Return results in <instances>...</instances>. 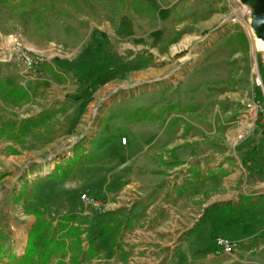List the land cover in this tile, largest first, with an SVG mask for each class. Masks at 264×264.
Returning <instances> with one entry per match:
<instances>
[{"label":"rangeland","instance_id":"374dc122","mask_svg":"<svg viewBox=\"0 0 264 264\" xmlns=\"http://www.w3.org/2000/svg\"><path fill=\"white\" fill-rule=\"evenodd\" d=\"M158 3L164 8L159 17L163 43L159 50H155L148 44L149 41L139 43L136 37H90L88 32L75 37L70 28H66L67 25L78 24L88 29L91 22L98 21L102 15H115L116 11L112 9L123 8L126 0H0V51L9 35L18 31L27 44L49 62L42 76L32 77L0 58V128L4 125L13 127L12 130L10 126L4 127L6 134L0 138V149L6 154V158H0V246L4 245L8 249L16 242H23L30 223L28 219L35 220L33 229L43 222L30 212L36 209L31 205L47 197L54 198L55 185L50 181L44 182L48 175L41 176L39 173L47 170L49 165L48 170L55 168L49 174L60 177L64 171L71 174L78 159L84 162V157L91 153V142L98 129L100 114L109 106L111 112L122 106L143 104L145 99L152 100L161 109L157 115L160 118L158 123L174 131L175 138L179 131L178 138L181 141L190 140L194 145L202 146L197 148L200 153L212 147L217 153L235 154L238 147H246L248 152L242 159L245 170L261 173L251 167L257 154L253 143L260 141L258 133L264 127L260 124L264 121V49L255 50L253 16L245 1L213 0L209 4L208 0L207 3L204 0H159ZM93 7L101 8L104 12H93ZM208 18H212L209 19L211 24L203 26V21ZM195 31L197 34L193 33ZM98 40L101 45L96 44ZM82 41L90 43L92 47H102L103 53L117 59L122 67L120 73L115 74V78L95 94L93 101L84 105L87 114L82 125L66 136L62 134L65 137L57 138L60 127H63L62 122L66 120L62 106L50 108L54 114L44 124L19 132L24 119L37 114L48 104L46 89L49 81L43 79L32 83L28 79L45 76L62 80L60 76H66V70L59 66L57 60L69 61L68 58L73 57L72 50ZM154 78L159 80L144 82ZM90 82L84 88V95L94 91L95 81ZM151 87H155L154 91L159 89V94L147 96L146 89ZM12 88L15 91L8 93ZM68 89L70 92L67 97L79 98L71 95L77 92L75 87ZM17 93H25V96L21 98ZM123 94L129 96V100L124 101L122 97L115 103L114 99ZM136 94L140 95L131 100ZM58 112L60 114L57 116ZM132 128L130 134L132 137L137 135L140 140L143 136L140 130L135 125ZM236 129L238 133H243V138H235ZM245 131H251L249 137H246ZM118 136L122 143V137L126 135L118 133ZM127 138V146H130L129 136ZM107 144L114 158L101 166L117 168L114 176L123 188L127 183V175L123 167H118L125 152L113 141ZM141 145L139 142L138 150ZM159 151L161 156L171 159L172 149L160 148ZM10 154H19V157H10ZM50 158L55 160L51 161ZM244 159L247 161L244 162ZM188 171L192 172L188 177L193 178L188 180L193 185L188 183V186L191 194L196 195L197 228L204 222L206 215L205 211L201 212L202 204L222 190V176L201 179L197 171H191L190 167L181 173ZM74 180L79 182L83 177L77 175ZM242 183L240 181L238 184L240 188ZM189 188L178 190V196L186 206L194 202L188 195ZM156 192L157 189L152 195H156ZM56 194L60 196V189ZM96 198L100 199V208L83 205L88 213L79 215L78 221L73 222L79 226L78 230L66 240L68 251L57 256L61 258L57 264L58 261H61L60 264L112 263L104 255L94 252V249L89 250L92 229L98 232L106 227L114 228L111 232L116 234L115 244L118 249L123 246L122 241L131 225L130 211L105 212V198ZM60 202H51V206L45 207L48 216H44L43 220H52L48 209L60 207ZM20 228L22 234L14 235ZM191 232L184 234L189 235ZM60 235L56 233L57 240ZM237 256V253H226L222 257L217 256L213 264H253L254 255L242 254L238 259ZM36 261L37 258L33 263L36 264Z\"/></svg>","mask_w":264,"mask_h":264},{"label":"crops","instance_id":"0c3cea01","mask_svg":"<svg viewBox=\"0 0 264 264\" xmlns=\"http://www.w3.org/2000/svg\"><path fill=\"white\" fill-rule=\"evenodd\" d=\"M158 1L126 0L123 8L112 9L116 11L115 15L107 14L104 17L102 15L98 21H92L88 29L81 28L78 24H70L66 28H70L71 34L75 37L82 36L83 32H88L90 37L110 35L136 37L137 42L149 41L148 44L159 50L163 43L159 17L164 8L159 6ZM204 2L207 3V0ZM208 3H213V0H208ZM95 11L104 12L101 8L93 7V12ZM209 19L203 21V26L211 24L212 18ZM193 33L197 34L196 31ZM96 44L101 45V41L98 40ZM103 50L102 47H92L90 43L82 41L72 50L73 57L68 58L69 61L57 60L59 66L66 70V76H60L62 80L45 76L28 79L31 82L43 79L49 81L46 89L48 104L37 114L50 108L64 107L66 120L62 122L63 127L62 129L60 127V133L57 134L58 139L82 125L87 114L84 105L93 101L95 94L122 70L117 59L103 53L105 52ZM154 80L157 81L159 78L144 82H154ZM90 81H95L94 91L84 95V88L91 84ZM73 87L77 92L71 95L79 98L67 97L70 92L68 88ZM154 88H147L145 94L147 96L151 93L159 94L157 92L159 89L154 91ZM138 95L140 94L134 95L131 100ZM122 97L124 101L129 100V96L123 94L115 98L114 102L123 99ZM156 105L154 101L145 99L143 104L122 106L111 112L109 106L102 115L100 114L98 129L91 142V153L84 157L85 161L81 163L78 159L75 170L66 179L46 178L44 182L50 181L55 185L54 198L47 197L43 201L35 202L31 205L32 208L46 212L45 207L51 206V202L61 201L60 207H54L50 211L48 209L51 214L50 219H58L60 216L72 213L78 216L86 214L88 212L83 209L84 203L80 200L79 194L88 191L98 198H105V212L128 209L132 220L120 249L115 244V232L99 236L100 230L95 232L92 229V237L96 238L93 244L94 252L104 255L105 259L112 262L110 264H213L217 256L222 257L226 254L216 249L214 245L216 235L227 236L239 242V251L233 253L238 254L237 259L241 258L242 254L254 255L253 264H264V127L258 133L260 141L253 143L257 154L251 168L261 172L255 174L245 170L242 159L248 152L246 147H238L235 149L237 151L235 154L217 153L212 147L200 153L197 148L202 147L201 145H194L190 140L181 141L178 138L179 131L175 138L174 131L158 123L160 118H157V115L160 114L161 109ZM59 114L58 112L56 115ZM260 124L263 126L264 121ZM134 125L143 135L140 140L137 135L132 137L129 132ZM234 132L236 138L240 132L238 133L237 129ZM118 133L129 136L130 146H127L128 143H121ZM250 133L251 131H245L246 137H249ZM112 141L122 147L123 153L125 152L118 167H123L127 175V183L123 188L119 186L114 176L117 168L101 166L105 161L114 158L107 144ZM139 142L142 143L140 150H138ZM157 148L172 149L171 159L161 156L159 149L153 150ZM9 156L19 157V154ZM0 158H6L2 149H0ZM189 167L191 171H197L196 174L200 175L201 179L222 176V190L202 204L201 212L205 211L206 215L204 222L197 228L195 226L198 212L196 195L191 194L188 186V183H192L188 181L193 179L188 177L192 172L181 173ZM76 174L83 177V180L73 181ZM240 181L243 182L241 188L238 185ZM113 184L114 187L111 186ZM182 187L189 188L188 195L194 201L189 202L187 206L182 204L178 196L180 193L178 190ZM59 189L60 196H56ZM155 189L157 194L152 195ZM45 216L48 214L46 213ZM27 222L30 223L24 233L23 242H16L8 249L4 245L1 246L3 250L0 251L2 256L0 264L23 257L27 237L33 230L35 220L30 218ZM82 226L87 225L82 224ZM190 231L192 232L189 235L184 234ZM16 234H22L21 228L14 235ZM2 242L4 244V241ZM58 259L61 258L53 257L51 264H57Z\"/></svg>","mask_w":264,"mask_h":264},{"label":"trees","instance_id":"16d2710c","mask_svg":"<svg viewBox=\"0 0 264 264\" xmlns=\"http://www.w3.org/2000/svg\"><path fill=\"white\" fill-rule=\"evenodd\" d=\"M42 1V0H41ZM15 88H12L8 93H13ZM17 96L24 97L25 93H17ZM54 113L49 110H44L40 114L33 115L27 117L22 121V125L19 127L18 131L26 132L29 129H33L37 126H40L45 123V121L51 117ZM10 125H4L7 127ZM4 127L0 128V138L6 134ZM11 130L13 129L10 126ZM70 160V159H69ZM247 160L244 159V162ZM49 174L47 177H54L57 179H65L69 176V171H64L63 174L58 176H51ZM31 213L36 215V217L43 222L38 224L34 229L29 233L27 244L25 247V253L23 257L18 259H10L6 263L3 264H34L35 258H37L36 264H51V260L53 257L62 256L68 251V246L66 244V240L76 233L79 226L74 225V221H78V215L75 213L65 214L58 218L57 220H43L45 216V212L33 209L30 210ZM114 228L106 227L100 231V236L108 234ZM56 233H60V239H56ZM90 235L88 234V237ZM96 238H90L89 242V250L93 249V244ZM36 242H38L36 244ZM73 243V242H72ZM1 249V246H0ZM2 260V256H0V261ZM61 261H58L60 264Z\"/></svg>","mask_w":264,"mask_h":264},{"label":"built area","instance_id":"2783aa9c","mask_svg":"<svg viewBox=\"0 0 264 264\" xmlns=\"http://www.w3.org/2000/svg\"><path fill=\"white\" fill-rule=\"evenodd\" d=\"M0 58L3 61L16 65L23 71V73L32 75V77L42 76L44 74L45 65L49 63L44 55L35 52L27 44L22 34L18 31L13 32L9 35L3 48L0 51ZM249 107H252V104H249ZM237 138H243V133H239ZM122 143H127L126 136L122 137ZM50 159L51 161L55 160L52 158ZM48 167L49 165H47V170H42L39 175H49V173L53 169H55L53 167L52 169L49 168L48 170ZM80 200L84 204L100 208V201L87 192H83L80 195ZM214 245L217 250H222L226 253H235L238 252L240 249V244L238 241L223 235H216L214 237ZM255 249L256 248H254V250Z\"/></svg>","mask_w":264,"mask_h":264},{"label":"bare ground","instance_id":"6f19581e","mask_svg":"<svg viewBox=\"0 0 264 264\" xmlns=\"http://www.w3.org/2000/svg\"><path fill=\"white\" fill-rule=\"evenodd\" d=\"M246 7L252 14V33L255 36L256 43L254 44L255 50L264 49V23H260L258 14V7L260 0H244Z\"/></svg>","mask_w":264,"mask_h":264},{"label":"water","instance_id":"95a60500","mask_svg":"<svg viewBox=\"0 0 264 264\" xmlns=\"http://www.w3.org/2000/svg\"><path fill=\"white\" fill-rule=\"evenodd\" d=\"M258 14L260 18V23H264V0H260V5L258 7Z\"/></svg>","mask_w":264,"mask_h":264}]
</instances>
